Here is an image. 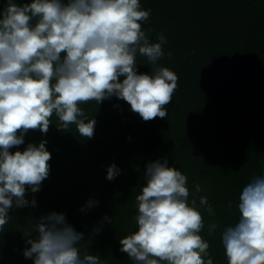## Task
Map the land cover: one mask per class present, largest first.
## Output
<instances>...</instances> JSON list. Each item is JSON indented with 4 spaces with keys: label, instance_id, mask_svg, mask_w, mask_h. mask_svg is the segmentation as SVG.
Listing matches in <instances>:
<instances>
[{
    "label": "clouds",
    "instance_id": "obj_1",
    "mask_svg": "<svg viewBox=\"0 0 264 264\" xmlns=\"http://www.w3.org/2000/svg\"><path fill=\"white\" fill-rule=\"evenodd\" d=\"M150 13L140 0H6L0 12V232L14 205L36 206L35 199L25 198L26 191L38 192L50 173L46 140L10 151L24 143L29 130L47 134L55 115L59 131L75 125L79 136L90 140L96 119H89L81 105H99L112 97L130 105L145 122L167 117L178 76L158 66L167 39L159 33L158 42H152L153 30L142 29ZM138 57L152 66L150 73L138 72ZM119 174L113 163L106 179ZM144 181L135 196L136 230L120 238V252L132 264H213L210 245L200 234L205 222L199 208L215 215L207 197H199V207L195 194L189 201L187 176L169 166L167 158L147 163ZM200 191L196 184L195 193ZM96 204L89 199L85 207ZM237 211L236 222L220 232L227 264H264V174L243 186ZM218 227L208 224V235ZM23 234L30 245L23 256L33 264H107L90 254V239L83 244L84 233L63 213L30 221Z\"/></svg>",
    "mask_w": 264,
    "mask_h": 264
},
{
    "label": "trees",
    "instance_id": "obj_2",
    "mask_svg": "<svg viewBox=\"0 0 264 264\" xmlns=\"http://www.w3.org/2000/svg\"><path fill=\"white\" fill-rule=\"evenodd\" d=\"M140 3L143 10H151L142 22L143 30H153L151 41L158 42L159 33L167 39L158 66L178 76L167 117L145 122L130 105L112 97L99 105H81L89 119H96L90 140L80 137L75 125L59 131L55 115L47 134L29 130L24 143L10 151L46 140L50 173L38 192L26 191L25 198L35 199V207L14 205L9 210L10 221L0 232V264H33L23 256L30 247L23 229L51 212L65 214L84 233L83 244L90 239V254L107 264H132L120 252L119 240L136 230L135 196L145 184L147 163L164 158L187 176L189 201L195 194L199 207V197L206 196L214 208V216L199 208L205 222L200 234L210 245L213 264H227L220 232L236 222L243 186L264 174V0ZM5 5L0 0V12ZM144 62L138 57V72L150 73L152 66ZM113 163L120 174L109 181L106 170ZM89 199L98 204L86 208ZM213 222L219 227L209 236L207 226ZM97 227L98 234L93 231Z\"/></svg>",
    "mask_w": 264,
    "mask_h": 264
}]
</instances>
